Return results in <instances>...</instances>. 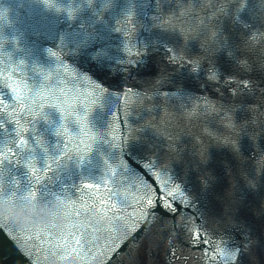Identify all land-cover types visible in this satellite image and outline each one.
I'll return each mask as SVG.
<instances>
[{
  "label": "water",
  "instance_id": "water-1",
  "mask_svg": "<svg viewBox=\"0 0 264 264\" xmlns=\"http://www.w3.org/2000/svg\"><path fill=\"white\" fill-rule=\"evenodd\" d=\"M54 2L64 5L61 11L49 8L46 0H0V140L14 141L9 144L13 154L7 159L0 157V178L47 187L30 198L0 193V201L38 200L62 210L65 218L59 227L51 228L47 219L29 225L17 223L11 214L0 215V221L15 223L6 227L0 223V264H47L50 258L57 264H64L67 258L89 264L95 257H101V264H105L102 255H91L83 262L72 255L63 259L37 255L35 248L46 247L43 241L51 234L68 230L82 235L84 242L90 241L89 246L119 247L113 264H223L221 258L213 257V245L207 242L195 247L183 243L184 258L169 261L165 249L172 236L160 242V225L148 235L140 227L143 221L135 222L139 185L133 187V181L120 167L117 159L122 149L117 146L125 144L123 150L130 152L143 144L147 154L153 143L159 145L160 155L159 162L152 158V163L157 164L155 170L167 165L194 197L195 207L176 205L185 214L188 227L198 226L203 213L205 226L209 231L217 229L218 235L222 228L216 216L240 212L247 217L253 240L251 248L242 252L240 264H264V176L259 178L256 189H249L241 176L264 155L259 151L264 140L248 150L246 154L255 159L242 166L227 148L213 145L210 163L200 166L201 172L211 174L205 193L198 184L203 176L194 167L199 162L196 153L200 151L199 141L214 143L204 129L220 131L219 120L211 113L205 114L203 101L195 97L185 101L181 109L176 99L155 94L157 88L174 90L186 83L190 86L187 91L220 101L211 86L201 88V81L190 76L187 69L167 64L163 47L153 45L158 37L168 35L169 23L182 22L186 28L201 33L199 41L191 45L192 51L199 52L200 43L210 41L209 31L215 23L209 15L212 9L206 6H220L224 0H159L158 6L157 0ZM255 2L259 4L260 0ZM68 5L76 9L74 14L69 15ZM174 14L179 17L176 21L170 20ZM150 60L154 67L145 73ZM159 68L171 73L169 82L162 86L153 80ZM14 83L21 89L28 111L20 107L21 101L13 94ZM37 88L44 90L43 101L35 95ZM49 93L63 105V112L49 99ZM137 93L142 94L139 99ZM248 102L256 103V99L248 98ZM194 106L198 114L190 118L187 113ZM169 136L174 138L179 152L168 151ZM55 196L77 204L83 198L89 207L77 209L80 215L76 216L71 204L57 207ZM209 199L215 201V209L208 207ZM188 216L191 221H187ZM165 221L163 227H170V218ZM45 224L38 238L37 230ZM132 235L135 239H129ZM203 237L201 229L200 239ZM113 241L117 244L113 245ZM130 250L135 261L129 256Z\"/></svg>",
  "mask_w": 264,
  "mask_h": 264
},
{
  "label": "snow or ice",
  "instance_id": "snow-or-ice-1",
  "mask_svg": "<svg viewBox=\"0 0 264 264\" xmlns=\"http://www.w3.org/2000/svg\"><path fill=\"white\" fill-rule=\"evenodd\" d=\"M46 2L49 8L55 7L56 11H61L64 7L60 3H55L54 0H46ZM158 5L159 0H157ZM206 7L212 9L209 15L215 20V23L211 25L209 31L210 41L206 40L200 43L199 52L192 51L191 45L199 41L201 33L186 28L182 22L178 25L169 23L166 26L167 30H170L168 35L158 37L153 45L154 47H163L164 59L167 64L173 65L175 68L187 69L190 76L201 81V88L206 89L211 86L213 91L219 95L220 101L227 100L226 103H220V101L212 100L208 96H200L187 91L190 86L186 83L183 87H175L174 90L167 88L163 91L160 88L155 90L157 96L162 95L165 99L174 98L179 101L181 109L184 108V102L193 97L197 101L202 100L204 113H211L219 120L220 131L204 129V133L213 139L214 143L205 144L203 141H199L201 147L200 151L196 153L199 162L194 167L199 175L203 176L202 180H198V184L205 193L209 187L211 174L207 170L201 172L200 166H207L210 163L213 145L227 148L238 164L242 166L249 160L255 159L254 155L246 154L248 150L256 147L261 140H264V87H262L264 85V47H262L264 45V0H260L259 4L255 0H224L220 6L210 3ZM67 11L69 15H72L76 9L72 5H68ZM178 19L179 17L175 14L170 17L172 21ZM49 51L52 52V49ZM52 54L56 56L54 52ZM135 62L129 63L134 64ZM153 67L154 64L150 60L144 72L150 73ZM170 76L171 73H168L165 68H159L153 80L162 86L169 82ZM11 87L16 100L21 101L20 107L28 111V106L22 102L21 89L15 83ZM100 90H103L102 86ZM34 92L41 101L44 100L43 89L37 88ZM257 94H259L258 97ZM48 95L49 99L54 101V105L63 112V105L57 102L51 93ZM136 95L139 99L142 94L137 93ZM248 98L256 99V103H249ZM36 106L40 107V105ZM5 112L7 113V108ZM197 114L198 109L194 106L187 113V116L191 118ZM12 115H15V110H13ZM40 115H44V112H41ZM62 118L66 119L67 117L62 115ZM16 123L19 126V121ZM173 141L174 138L169 136L168 151L179 152V149L174 147ZM13 142L9 138L0 140L4 149L0 151V157L7 159L13 154V149L9 147V144ZM20 143L21 146L25 143L22 138ZM124 145L117 146L122 149L117 161L126 172L127 179L133 181L132 186L137 187V184L139 185L138 192L140 194L135 200L139 212L136 214L135 222L143 221L140 227L148 235H151L153 229L160 225L157 232L160 242L168 239L170 235L172 236L171 242L165 249L169 261L184 258L182 256L183 243L195 247L207 242L213 245V257L221 258L223 264H240L242 252L250 249L253 243L247 225V217L240 212L233 214L231 211L216 216L220 217L217 223L222 228V231L217 235V229L214 228L209 231L208 227L205 226L207 219L201 213V223L189 228L185 214L180 213L176 205L180 203L184 206L195 207L194 197L191 191L186 189L185 182L178 178L177 174H174L167 165H161L160 171L155 170L157 164L152 163V158L154 157L159 162V145L153 143L152 150L148 151L147 154H145L143 144L133 147L130 152L123 150ZM259 151L264 153V147H261ZM124 157H127V160ZM144 161L147 162L144 163ZM35 171L33 168V173ZM241 176L249 189L258 188L260 186L259 178L264 176V155L256 161L250 170L242 171ZM176 180H179L180 183H175ZM46 190V186L34 185L31 182L22 183L20 180L11 177L0 178V193L6 195L30 198ZM48 195L53 194L48 192ZM54 201L57 207H65L71 204L76 216L80 215V211L77 209L86 210L89 207V203L83 198L79 204L61 196H55ZM208 207L215 209V201L209 199ZM178 213L179 219L176 218ZM165 218H170V227H163L166 222ZM191 220L192 217L188 216L187 221ZM0 223L5 227L10 224L15 225L10 220H3ZM178 225L179 227H177ZM46 227L45 224L37 230L38 238L43 234V229ZM201 229L204 233L203 239H200ZM211 237H215V239H211ZM129 239H135V235L130 236ZM90 243V241L84 242L82 235H77L74 231L68 230L51 234L46 241H43L46 247L38 246L35 251L37 255L45 258L53 255L57 259H63L65 256L72 255L78 257L81 262L91 255H102L105 257V264H113L119 247L89 246ZM122 243L126 244L127 240H122ZM116 244L117 242L113 241V245ZM178 253L181 255L178 256ZM27 254L31 255V252ZM129 256L135 261V256L131 250Z\"/></svg>",
  "mask_w": 264,
  "mask_h": 264
},
{
  "label": "clouds",
  "instance_id": "clouds-1",
  "mask_svg": "<svg viewBox=\"0 0 264 264\" xmlns=\"http://www.w3.org/2000/svg\"><path fill=\"white\" fill-rule=\"evenodd\" d=\"M11 214L17 223L34 224L47 219L51 228L59 227L64 221V214L60 209L49 208L45 202L38 200L29 203L15 202L11 200L0 201V215ZM101 257H95L89 264H101ZM47 264H57L55 259H49ZM64 264H79L78 260L67 258Z\"/></svg>",
  "mask_w": 264,
  "mask_h": 264
}]
</instances>
